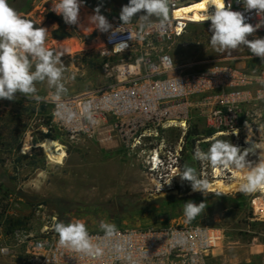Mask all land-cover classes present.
<instances>
[{
    "label": "rangeland",
    "instance_id": "1",
    "mask_svg": "<svg viewBox=\"0 0 264 264\" xmlns=\"http://www.w3.org/2000/svg\"><path fill=\"white\" fill-rule=\"evenodd\" d=\"M52 2L9 0L10 5L26 19H32L36 27L48 29L45 46L49 50L63 53V83L67 91L62 96L118 84L117 67L123 61L140 57L142 51L137 48L132 55L121 56L104 53L96 37L99 29L90 17L96 14L98 7L106 19L120 17L121 8L128 0H79V23L65 28H59L58 23L48 18V13L55 14L51 11ZM133 21L138 18L134 17ZM209 29V23L190 24L170 45L175 72H195L214 63L229 64L247 74H258L264 68V62L246 47L231 53L216 52L210 45ZM82 33L94 37L87 39ZM57 36L62 38L57 39ZM256 37L264 38V34L248 38ZM151 46L160 47L156 42ZM146 53L149 60L157 59L154 50L147 49ZM36 88L42 98L53 96L55 92L46 81L37 82ZM192 115L188 129L192 137H184L181 173L185 165L196 170L192 150L195 141H200L199 147L205 152L215 139L230 141L233 145L240 142L220 135H215L210 142L202 141L213 131L193 108ZM39 124L36 101L20 93H16L15 100L0 99V246L10 247V253L0 257V262L32 264L25 244H18L20 237L27 240L57 235L54 225L58 221H81L88 231H104L101 223L114 224L116 229L157 228L190 222L214 226L222 232L221 241L191 264H264V216L252 207L255 192L208 190L205 196L194 192L190 182L180 177L175 190L154 194L140 161L117 139L104 144L97 133L92 137L50 138L62 145L65 153L61 161H56L40 145L42 142H35L39 132L32 127L36 129ZM163 136L175 144L181 131L170 129ZM190 200L197 204L204 201L206 207L187 221L183 206ZM259 201L263 202L264 214V197Z\"/></svg>",
    "mask_w": 264,
    "mask_h": 264
},
{
    "label": "built area",
    "instance_id": "2",
    "mask_svg": "<svg viewBox=\"0 0 264 264\" xmlns=\"http://www.w3.org/2000/svg\"><path fill=\"white\" fill-rule=\"evenodd\" d=\"M200 1L173 0L169 22L161 26L153 20L152 26L143 30L142 39L137 35L141 31L139 21L132 20L120 31L98 30L96 37L104 53L132 55L139 48L141 56L133 61H123L117 67L118 84L107 89L61 96L60 101L47 96L36 102L40 124L32 130L69 138L92 137L97 133L110 142L117 139L140 161L154 194L175 190L180 180L184 137L193 118L192 108L213 131L202 141L210 142L215 135L231 136L240 140L235 144L239 148L250 137L264 152V112L249 113L246 119L243 118L245 105L261 104L264 107V68L258 74H247L232 65L214 63L195 72L174 71L170 45L190 24L209 23L210 28V21H193L176 14ZM225 3H231L233 11L242 12L246 23L253 26L260 23L256 10L246 11L237 0H225ZM209 9L213 11V8ZM205 12L200 11L201 14ZM107 20L113 30L122 25L117 16H110ZM258 34H264V24L253 35ZM121 42L127 47L117 50L115 46ZM153 42L160 47H152ZM147 49L156 52L155 61L149 60ZM86 104L90 105L88 113L84 111ZM57 111L62 112L64 118L56 116ZM69 113L72 114L70 119ZM174 128L181 131L175 144L163 136ZM99 139L101 142V137ZM199 143L195 141L193 157L197 148L200 149ZM195 163L198 177L208 183L217 179L226 181L233 176L229 168L213 167L207 161L196 159ZM253 195V209L264 216L263 202L259 201L264 197V191L258 190ZM88 232L93 243L102 249L101 255L88 256L60 248L57 235L29 237L27 240L20 237L18 244H25L32 264H191L195 258L216 247L222 238L218 227L192 222L157 228H117L112 236H106L104 231ZM9 253L7 244L0 246V257Z\"/></svg>",
    "mask_w": 264,
    "mask_h": 264
},
{
    "label": "clouds",
    "instance_id": "3",
    "mask_svg": "<svg viewBox=\"0 0 264 264\" xmlns=\"http://www.w3.org/2000/svg\"><path fill=\"white\" fill-rule=\"evenodd\" d=\"M242 3L246 11L256 10L261 18L260 23L253 26L246 23L245 16L240 11H233L231 3L225 0H211V8L203 17V21H210V45L220 53L246 47L249 52L259 57L264 62V38L249 39L262 24H264V0H237ZM173 0H128L120 11L122 25L118 29H112V25L105 16L100 14L99 7L95 9V15L90 20L95 23L96 29L101 32L120 31L124 25L130 24L134 17L138 18L142 39L145 27H151L153 18L164 26L169 22L170 6ZM79 0H53L51 11L62 16L67 25L79 23ZM48 29L36 27L35 24L23 17L9 0H0V99L15 100L16 93H20L27 99L39 103L43 98L37 94L36 83L47 82L48 87L54 88L52 99L60 101L67 89L63 83L65 68L61 61L63 53H54L45 44ZM131 39V37L129 36ZM126 43H118L115 48L123 50ZM264 82V81H262ZM63 107V105H59ZM90 105L84 106V111L89 112ZM56 116L64 118L60 111ZM71 113L68 114L70 119ZM90 118V113H89ZM235 134V132L233 133ZM248 151L241 153L240 149L230 141L215 139L208 150L199 148L194 153V159L207 161L213 167H231L236 170L247 169L245 182L239 185L242 193L250 194L264 189V152L260 153L259 162L253 164L246 160ZM182 180L190 182L194 192H202L205 196L209 190L206 179L198 177L195 168L185 165L182 173L178 174ZM170 183V182H169ZM206 207L205 202L199 204L187 201L183 206V214L187 221L193 220ZM101 228L106 236H112L116 231L114 224L101 223ZM54 231L58 236L57 246L88 256H99L102 249L93 243L86 225L81 221L64 223L58 221L54 225Z\"/></svg>",
    "mask_w": 264,
    "mask_h": 264
},
{
    "label": "bare ground",
    "instance_id": "4",
    "mask_svg": "<svg viewBox=\"0 0 264 264\" xmlns=\"http://www.w3.org/2000/svg\"><path fill=\"white\" fill-rule=\"evenodd\" d=\"M210 7H211V0H201L200 2L184 7L181 11L176 12V14L181 15L183 18H190L193 21H203V17L210 10L209 9ZM200 11H206V12L201 14ZM189 13L192 14L189 15ZM100 137L102 143L104 144L111 143L110 141L104 139L103 136ZM61 146L56 141L49 138L42 142V147L49 154V156L56 161H61L65 156V153L62 150ZM239 149L241 153H243L245 150H247L248 153H250V156L246 157V160H248L249 162H252L253 164L259 162V157L262 150L260 145H258L253 138L248 137L245 140V145L239 147ZM227 168L232 170L233 176L226 181L222 179H217L213 183H209V191L219 190L228 193L233 191L234 192L239 191V185L245 182V177L247 175L248 170L247 169L236 170L231 167H227ZM158 185L159 184H157V187ZM262 190L264 191V189Z\"/></svg>",
    "mask_w": 264,
    "mask_h": 264
},
{
    "label": "trees",
    "instance_id": "5",
    "mask_svg": "<svg viewBox=\"0 0 264 264\" xmlns=\"http://www.w3.org/2000/svg\"><path fill=\"white\" fill-rule=\"evenodd\" d=\"M48 18L50 19V20H52L53 22H56V23H58L59 24V28H65L66 26H67V24H65L64 23V21H63V19L59 16V15H55V14H53V13H48ZM75 28V27H74ZM66 35L68 34L67 32L65 33ZM82 36H84L85 38H93L94 37V35H86V34H81ZM57 39H61L62 38V36L60 37V36H57L56 37ZM47 106L44 108V110L46 111L47 110ZM186 135H187V138L189 139L190 137H192V133H191V131H188L187 133H186ZM58 136H60L59 134H56V133H43V132H41V131H39V136L35 139V142L37 143V142H42L45 138H53V139H56V138H58ZM210 136V135H209ZM192 140V139H191Z\"/></svg>",
    "mask_w": 264,
    "mask_h": 264
},
{
    "label": "crops",
    "instance_id": "6",
    "mask_svg": "<svg viewBox=\"0 0 264 264\" xmlns=\"http://www.w3.org/2000/svg\"><path fill=\"white\" fill-rule=\"evenodd\" d=\"M264 112V107L261 104L258 105H245L243 108V118L246 119L249 113ZM262 130H259L261 132Z\"/></svg>",
    "mask_w": 264,
    "mask_h": 264
},
{
    "label": "water",
    "instance_id": "7",
    "mask_svg": "<svg viewBox=\"0 0 264 264\" xmlns=\"http://www.w3.org/2000/svg\"><path fill=\"white\" fill-rule=\"evenodd\" d=\"M29 20H31L35 24V22L32 19H29Z\"/></svg>",
    "mask_w": 264,
    "mask_h": 264
}]
</instances>
